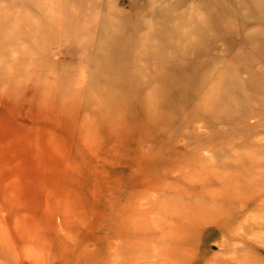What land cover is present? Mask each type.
Instances as JSON below:
<instances>
[{
	"label": "rangeland",
	"instance_id": "rangeland-1",
	"mask_svg": "<svg viewBox=\"0 0 264 264\" xmlns=\"http://www.w3.org/2000/svg\"><path fill=\"white\" fill-rule=\"evenodd\" d=\"M0 264H264V0H0Z\"/></svg>",
	"mask_w": 264,
	"mask_h": 264
}]
</instances>
